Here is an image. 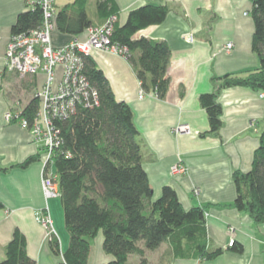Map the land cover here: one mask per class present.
I'll use <instances>...</instances> for the list:
<instances>
[{
	"label": "crops",
	"instance_id": "obj_1",
	"mask_svg": "<svg viewBox=\"0 0 264 264\" xmlns=\"http://www.w3.org/2000/svg\"><path fill=\"white\" fill-rule=\"evenodd\" d=\"M72 0H56L59 9ZM95 0H88L87 11L94 24H100ZM117 22L123 24L128 12L145 4L166 5L164 21L150 25L135 37L164 40L170 47L167 68L168 90L164 98L141 89L130 62L111 51L92 50L90 56L105 75L117 100L126 102L142 145V166L154 197L165 185L171 186L184 208L205 209L206 234L211 247L223 253L211 260L173 256L168 243L144 252L145 264H264V224H256L233 204L235 187L232 173L250 169L253 152L264 128V97L248 87L221 89L218 102L222 108V126L216 135L200 136L208 130L205 110L199 103L202 93L215 90L214 78L225 74L244 75L258 66L251 48L253 21L250 0H115ZM90 7V8H89ZM27 10L24 0H0V262L4 246L15 228L26 238V252L36 264H60L62 256L51 252L48 236L37 220L44 208L52 220L60 250L68 246L59 198H45L42 191L41 159L23 167L15 166L29 156L40 155L43 148L33 140L31 131L17 119L4 114L21 111L37 91L43 74L19 77L4 70V53L11 27L19 13ZM90 11V12H89ZM81 35V34H80ZM191 37V42L189 41ZM72 36L55 27L50 33L54 47L67 44ZM233 47L226 51L224 45ZM34 80V83H33ZM177 124L190 131L175 134ZM181 162L183 175L171 174L172 165ZM241 245L239 253L226 249L229 241ZM101 232L90 240L86 264H106L112 256L102 248ZM127 264H141L137 254H130Z\"/></svg>",
	"mask_w": 264,
	"mask_h": 264
},
{
	"label": "trees",
	"instance_id": "obj_2",
	"mask_svg": "<svg viewBox=\"0 0 264 264\" xmlns=\"http://www.w3.org/2000/svg\"><path fill=\"white\" fill-rule=\"evenodd\" d=\"M250 1L251 48L258 66L244 75L214 78L215 90L199 95L208 119V130L200 136L216 135L222 126V108L217 99L221 89L241 86L264 94V0ZM94 3L97 17L102 20L100 24L90 19L88 0H72L56 9L54 27L63 34L77 36L88 27L101 25L109 16H117L115 0ZM168 11L166 5L157 4L133 8L123 24L116 19L109 36L111 44L126 47L125 58L134 68L141 89L158 98H164L168 90L170 47L164 40L135 37V34L162 23ZM41 24V9H27L18 14L11 34L27 33ZM83 73L96 90L98 103L92 107L78 106L66 119L54 121L61 144L48 163H52L57 175V197L68 234L64 251L60 250L56 235L48 239L51 252L62 256L60 264H86L90 240L98 232L103 236L104 252L112 256L106 264H127L130 254H137L141 264H145L144 252L156 249L163 242L168 243L173 256L182 258L211 260L223 253L222 247H211L208 243L204 207L184 208L169 185L163 186L160 195L154 197L142 166V145L130 106L115 98L105 75L90 55L84 56ZM38 107L35 92L20 116L30 124ZM42 155L29 156L15 166L23 167ZM5 170L0 167V171ZM232 180L234 208L246 213L254 223L264 224V128L250 169L234 171ZM226 249L239 253L242 247L233 241ZM0 264H36L27 254L26 238L18 228L4 246Z\"/></svg>",
	"mask_w": 264,
	"mask_h": 264
},
{
	"label": "built area",
	"instance_id": "obj_3",
	"mask_svg": "<svg viewBox=\"0 0 264 264\" xmlns=\"http://www.w3.org/2000/svg\"><path fill=\"white\" fill-rule=\"evenodd\" d=\"M56 0H24L26 9L39 7L42 11L40 27L27 33L10 36L4 53V69L17 74L19 77L43 74L36 97L39 107L32 122L20 116L21 111H8L4 114L6 120L17 119L22 128H28L34 141L43 148L42 161V191L45 198L58 196L57 175L51 165H48L51 155L60 144L61 138L54 121L66 119L75 112L78 106L92 107L97 105L96 90L90 85L83 73L84 56L90 55L94 49L111 51L126 57V47L111 44L109 36L112 32L116 15L109 16L101 25H93L81 35L72 36L71 40L60 47H54L50 42V33L54 28ZM191 42V37L190 40ZM233 44L226 42L224 49L231 50ZM145 91L140 89L141 98ZM260 97H264L260 93ZM175 134L190 131L188 125L177 124L172 129ZM187 168L181 162L171 166L174 175H183ZM38 222L45 229L48 238L56 235L52 220L44 208L37 216ZM233 244L231 239L228 245Z\"/></svg>",
	"mask_w": 264,
	"mask_h": 264
},
{
	"label": "rangeland",
	"instance_id": "obj_4",
	"mask_svg": "<svg viewBox=\"0 0 264 264\" xmlns=\"http://www.w3.org/2000/svg\"><path fill=\"white\" fill-rule=\"evenodd\" d=\"M90 8V7H89ZM90 12V11H89ZM58 197H52V199L57 200Z\"/></svg>",
	"mask_w": 264,
	"mask_h": 264
}]
</instances>
